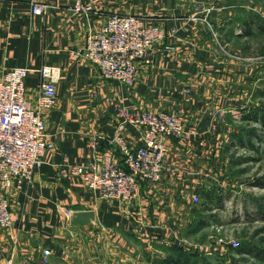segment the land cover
Returning <instances> with one entry per match:
<instances>
[{
	"label": "crops",
	"instance_id": "1",
	"mask_svg": "<svg viewBox=\"0 0 264 264\" xmlns=\"http://www.w3.org/2000/svg\"><path fill=\"white\" fill-rule=\"evenodd\" d=\"M36 2L48 12L34 15ZM79 3L91 12H75ZM258 8L254 0H0V78L30 69L26 95L36 106L40 70L61 71L57 104L44 112L54 148L31 183L2 190L15 222L0 227V264H43L44 249L52 252L50 264H146L138 252L183 243L198 219L194 201L231 185L225 144L232 116L264 93L239 59L222 53L230 23H248L244 13ZM115 13L141 16L166 33L133 87L103 78L75 56ZM122 107L179 113L186 121L182 138H162L163 180L143 185L130 203L105 200L62 171L65 163L102 169L107 157L122 163L112 143ZM126 136L133 147L140 144L136 128Z\"/></svg>",
	"mask_w": 264,
	"mask_h": 264
},
{
	"label": "built area",
	"instance_id": "2",
	"mask_svg": "<svg viewBox=\"0 0 264 264\" xmlns=\"http://www.w3.org/2000/svg\"><path fill=\"white\" fill-rule=\"evenodd\" d=\"M221 3L223 0H214ZM91 5H78L77 10L91 11ZM49 6L34 3L32 13L46 14ZM166 37L165 30L137 15L112 14L105 25L92 31L86 45L75 56L96 66L102 77L133 87L140 66L150 64L156 45ZM28 68H14L0 78V226L10 228L14 218L9 201L2 190L14 185L31 183L34 172L46 161L54 142L49 141L44 112L57 104V83L61 71L57 67L40 70L42 82L36 106L26 95ZM122 120L112 138L122 156V163L107 157L103 169L96 163L64 164L62 171L80 176L92 190L103 198L133 202L143 185L159 183L166 171L167 146L162 138L177 140L185 134V117L179 113L139 109H120ZM130 128L141 133L137 147L127 139ZM52 252L44 249L42 263L50 264Z\"/></svg>",
	"mask_w": 264,
	"mask_h": 264
},
{
	"label": "rangeland",
	"instance_id": "3",
	"mask_svg": "<svg viewBox=\"0 0 264 264\" xmlns=\"http://www.w3.org/2000/svg\"><path fill=\"white\" fill-rule=\"evenodd\" d=\"M254 2L258 11L244 13L249 17L248 23H230L222 53L239 59L236 61L242 62L241 67L252 80L264 85V0ZM80 4L74 11L89 13L90 10H77ZM255 101L252 108L231 115L232 133L225 144L231 185L211 190L212 201H207L204 195L194 201L199 204L196 225L186 231L185 241L179 245L187 255H194L189 264H264V93H259ZM92 191H98L102 197L99 190ZM201 219L205 224L197 226ZM171 245L152 247L143 255L138 252L137 257L145 258L146 264H170L165 259L176 254L168 251ZM240 250L248 252L240 254Z\"/></svg>",
	"mask_w": 264,
	"mask_h": 264
},
{
	"label": "trees",
	"instance_id": "4",
	"mask_svg": "<svg viewBox=\"0 0 264 264\" xmlns=\"http://www.w3.org/2000/svg\"><path fill=\"white\" fill-rule=\"evenodd\" d=\"M262 122H264V118L262 119ZM214 194H212L211 192L208 193H204V196L206 197L207 201H212V197ZM205 224V222L203 221V219H201L198 222L197 226H203ZM196 225V224H195ZM167 248V247H166ZM168 251L172 252H176V254L173 256H169L166 260V263H170V264H189L192 262L194 255L193 256H189L187 255V251L182 249V247H180L179 245L173 244L171 246L168 247ZM240 254H243L245 252H248L247 250H240L239 251ZM169 253V254H171Z\"/></svg>",
	"mask_w": 264,
	"mask_h": 264
}]
</instances>
